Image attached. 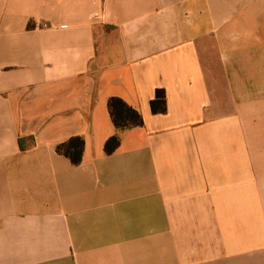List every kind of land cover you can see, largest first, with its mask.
Returning <instances> with one entry per match:
<instances>
[{"label":"crops","instance_id":"1","mask_svg":"<svg viewBox=\"0 0 264 264\" xmlns=\"http://www.w3.org/2000/svg\"><path fill=\"white\" fill-rule=\"evenodd\" d=\"M0 264H264V0H0Z\"/></svg>","mask_w":264,"mask_h":264},{"label":"trees","instance_id":"2","mask_svg":"<svg viewBox=\"0 0 264 264\" xmlns=\"http://www.w3.org/2000/svg\"><path fill=\"white\" fill-rule=\"evenodd\" d=\"M151 106L154 112L166 111V99L164 90H158ZM109 111L116 127V133L105 143V151L108 154L113 153L122 141V132L134 126L144 124L142 114L119 97H112L108 101ZM84 140L82 137H73L65 143L59 145L60 153L69 157L73 163L78 164L82 160Z\"/></svg>","mask_w":264,"mask_h":264}]
</instances>
